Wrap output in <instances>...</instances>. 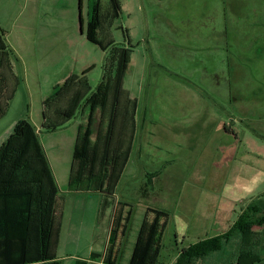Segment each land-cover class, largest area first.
<instances>
[{
    "label": "rangeland",
    "instance_id": "1",
    "mask_svg": "<svg viewBox=\"0 0 264 264\" xmlns=\"http://www.w3.org/2000/svg\"><path fill=\"white\" fill-rule=\"evenodd\" d=\"M95 6L100 16L96 42L109 40L131 50L121 101L135 103L138 120L145 108L158 122L147 167L161 173L153 198L167 208L166 232L179 236L178 219L183 212L192 213L193 206L202 220L209 212L215 215L217 231L225 233L214 238L232 234L240 216L248 215L241 218L249 223L241 241L232 238L208 263H225L241 245V256L258 254L264 264V0H0L7 54L5 61L0 57V147L15 124L25 121L38 134L48 167L49 158L58 168L51 153L69 148L74 154L90 118L94 140L89 146L94 147L98 133L104 135L108 113L93 101L82 102L61 128L39 130L43 113L48 114L43 103L71 76L79 78L92 67L85 76L88 96L102 82L108 51L91 42L88 29ZM205 93L211 94L210 102L200 96ZM208 104L210 113L196 112ZM175 107L178 112L172 113ZM175 118L186 121L180 129ZM195 119L215 123L201 131L202 123ZM148 131L138 123V137H149ZM72 138L73 147L68 145ZM112 146L124 152L121 145ZM90 206L86 204L84 215L72 211L63 217L55 246L63 264L100 259V240L108 236L112 213L106 208L103 222L95 225ZM156 207L150 209L153 214L162 213ZM208 227L203 221L202 236Z\"/></svg>",
    "mask_w": 264,
    "mask_h": 264
},
{
    "label": "trees",
    "instance_id": "2",
    "mask_svg": "<svg viewBox=\"0 0 264 264\" xmlns=\"http://www.w3.org/2000/svg\"><path fill=\"white\" fill-rule=\"evenodd\" d=\"M92 9L88 29L89 39L98 47L108 51L106 70L102 82L96 91L89 95L90 88L85 80V70L81 77L71 76L67 85L53 93L44 103L40 131H54L66 125L76 114L82 102H94L102 112L108 113L104 135L97 134L94 147H90L91 121L81 139L80 148L73 156V168L78 171L99 169L109 171L113 179V171L121 170L127 158L130 131H133L135 103L130 104L127 98L125 105L121 98L125 95L121 82L129 62L131 50L125 46H113L109 40L99 45L94 37L100 23L98 6ZM81 8V1L79 2ZM97 13V14H95ZM82 21V19H80ZM0 30V57L7 59ZM113 69V71L111 70ZM12 93L10 94L11 98ZM9 98L7 100H9ZM108 104H111L108 106ZM121 106V107H120ZM5 108V106H4ZM93 105L90 109L93 112ZM0 106V117L3 114ZM101 112V113H102ZM117 120L120 123L117 124ZM130 123H129V122ZM129 127V136H128ZM119 129L115 145L124 148H113L114 130ZM100 135V136H99ZM118 140V141H116ZM102 144L101 147L97 145ZM109 145L112 148H109ZM119 151V158L110 153ZM80 163L78 167L76 165ZM82 173L77 172V178ZM89 175V174H88ZM91 176L93 174H90ZM112 175V176H111ZM116 179V177L114 178ZM115 183V181H114ZM112 183V185H114ZM57 188L48 167L43 148L34 127L19 120L13 133L0 147V264H63L56 259L55 246L58 233V217L56 216ZM159 216L163 215L158 213ZM241 218L234 224L232 234H224L219 238L199 241L182 250L173 264H209V256L220 252L229 240L236 237L241 241L242 232L249 223ZM157 217L151 222H144L138 232L132 256L128 264H159V252L163 225L158 224ZM237 231L235 235L233 233ZM238 245V243H237ZM241 245L238 250L227 256L224 264H259L258 255L241 256ZM106 253L104 263L114 264ZM228 262V263H227ZM221 263V264H223ZM76 264H87L77 262Z\"/></svg>",
    "mask_w": 264,
    "mask_h": 264
},
{
    "label": "crops",
    "instance_id": "3",
    "mask_svg": "<svg viewBox=\"0 0 264 264\" xmlns=\"http://www.w3.org/2000/svg\"><path fill=\"white\" fill-rule=\"evenodd\" d=\"M210 78L211 77H209V79ZM200 96L210 102V93L207 94V96L206 93L205 95ZM178 109V107L172 108L171 112L176 113L178 112ZM199 109L196 108V112H211L210 104H208L207 106H201ZM137 112L138 110L136 106L133 117L134 127L133 131H130V139L128 141L129 148L127 151V158L125 161L126 163L120 171L117 170L112 172L113 176H111L113 177V179H110L111 170L100 171L99 169H94L90 171L84 169L78 171L77 169H74L72 167L74 154L73 151H69V148L66 149L64 153L53 152L50 155L51 160L60 163L58 164V166L61 167V169H58L59 167L54 168L53 166H51V161L48 158L50 172L57 188L56 216L59 218L58 232H61L63 217L65 216V214H67L68 212L70 214V212L76 211L78 215H84V213L86 212L85 206L87 203L91 204L89 217H92L95 225L103 222L106 216L105 209H111L112 214L108 227V236L102 237L100 240V246L101 248H103V252L101 254H98V258L100 259L86 260L85 262L87 264H105L104 260L106 253L109 255V257L111 258L110 260H112L114 264H128L130 257L132 256L133 247L141 225L144 222L153 221L156 217L158 218V224L163 225V232L160 243L161 248L159 252V264H173L182 250L203 239L214 238L218 234L225 233L224 231H217L215 225L216 220L212 218L215 215H213L212 212H209L207 215L203 216L205 220H202L201 214L195 213V206H193L192 213L183 212L182 216L179 217L178 223L182 225L181 232L179 231V236L170 232H166L167 224L169 221L167 208L161 202H158L157 199L153 198V185L154 183H157L159 181L158 178L161 176V173L152 170V168H148L150 166L147 167V150L149 147L154 145L153 137L155 136V133H153L152 130L158 122L153 121L152 115L149 116L145 108H143V110L141 111L139 120L136 116ZM85 113L86 110L84 111V114ZM173 122V124L179 123V127L177 129H180V126L184 125L186 121L183 119L175 118ZM194 122L202 123L200 126L201 131H203L204 128L206 129L211 124L215 123V121L211 122V120L207 119H203L200 121L196 120ZM119 123L120 120H117V124ZM138 123L140 129L146 128L149 130V137H144L142 135L138 137ZM100 127L97 129L99 130ZM163 127L167 129L169 128L164 125ZM196 127L197 126H195V129H197ZM119 131L120 130L118 128L114 130L113 144H115V139L118 138V136L116 135H119ZM92 134L94 135V131H92ZM166 136L170 137V135L168 134ZM184 137L188 139L187 136ZM192 138L194 137L191 136V139ZM137 139L139 141H136ZM92 140L94 139H92V137L90 136L89 141L91 142ZM68 141H70L68 145H71V147H73L72 145L74 144V138L69 139ZM159 141L160 139L157 140L156 143H159ZM162 141L164 142V140ZM108 153L114 158H119V151H117L116 153ZM77 172L82 173V176L80 175V180L79 178H77ZM90 174L93 175L91 176ZM115 177L116 179H114ZM112 183H114V185H112ZM153 204L158 206L156 207V209L161 210L162 214L165 213L167 215L163 214L159 216V214H153V212L150 210L151 208H153ZM207 220H209V222H207ZM203 221L210 227L206 229L207 231L202 236L201 227ZM134 226L136 227L133 229ZM232 254L233 251L229 253V256H231ZM56 259L59 260L57 257ZM194 264L201 263L196 262Z\"/></svg>",
    "mask_w": 264,
    "mask_h": 264
},
{
    "label": "water",
    "instance_id": "4",
    "mask_svg": "<svg viewBox=\"0 0 264 264\" xmlns=\"http://www.w3.org/2000/svg\"><path fill=\"white\" fill-rule=\"evenodd\" d=\"M79 9H80V8H79ZM80 19H81V17H80ZM80 19H79V20H80ZM80 25H81V21H80Z\"/></svg>",
    "mask_w": 264,
    "mask_h": 264
}]
</instances>
